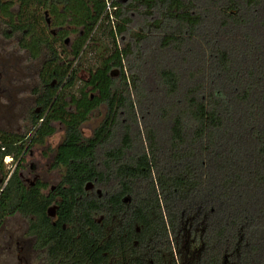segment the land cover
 I'll use <instances>...</instances> for the list:
<instances>
[{
    "label": "trees",
    "instance_id": "trees-1",
    "mask_svg": "<svg viewBox=\"0 0 264 264\" xmlns=\"http://www.w3.org/2000/svg\"><path fill=\"white\" fill-rule=\"evenodd\" d=\"M0 22L26 31L32 58L47 47L49 74L65 82L36 142L63 123L61 208L72 223L104 216L94 235L104 264L122 254L132 264H264V0H0ZM18 141L0 134V158L31 148ZM95 179L101 199L84 192ZM2 187L0 220L21 212L48 224L19 171Z\"/></svg>",
    "mask_w": 264,
    "mask_h": 264
},
{
    "label": "flooded vegetation",
    "instance_id": "flooded-vegetation-1",
    "mask_svg": "<svg viewBox=\"0 0 264 264\" xmlns=\"http://www.w3.org/2000/svg\"><path fill=\"white\" fill-rule=\"evenodd\" d=\"M44 15L49 32L54 39H58L61 29L56 27V31L52 30L51 20L47 19L49 13L46 11ZM7 33H15L20 38L16 46H9L3 37L4 32L0 30V134L17 135L19 147L27 144L31 148L26 147L18 158H0V187L3 186V191L10 177L19 171V177L26 188L33 189L45 200L48 224L41 222L37 215L27 216L21 212L0 220V264H104L103 258L106 254L102 249L103 240L94 237L95 234H102L104 216L98 215L92 223H72L65 221L70 210L66 206L61 208L63 195L66 194L61 192V188L67 169L58 159L59 147L66 133L64 132L55 148L47 146V140L57 132L65 131L63 123L53 122L54 134L47 136L42 144L36 142L37 130L46 122L44 111L54 106L65 89V82L59 80L60 76L55 71L49 74L50 68L46 66L50 59L47 47L41 49L38 58H32V53L24 47L26 31L19 29ZM67 38L63 39V44L70 48L74 41L68 46ZM7 47L12 49L7 51ZM31 62H39L40 65L37 67ZM47 74L50 76L45 79L44 75ZM56 90L57 94L54 96ZM67 110L72 111L73 106L69 105ZM42 115L43 118L37 122ZM23 131V134L18 133ZM29 161L31 164L28 170ZM26 171L33 176V181L26 178ZM55 172H58L59 178L54 184L49 176ZM101 187L97 179L89 182L84 187L86 197L103 198L107 193ZM123 201L129 203L131 200L126 196ZM17 218H24V223H20ZM95 227L99 228L97 233L93 229ZM137 232H140L139 228ZM88 234L90 238H87ZM175 259L181 264L179 256ZM133 260L131 256L122 254L112 258L110 264H132ZM149 264H152L151 260Z\"/></svg>",
    "mask_w": 264,
    "mask_h": 264
},
{
    "label": "rangeland",
    "instance_id": "rangeland-1",
    "mask_svg": "<svg viewBox=\"0 0 264 264\" xmlns=\"http://www.w3.org/2000/svg\"><path fill=\"white\" fill-rule=\"evenodd\" d=\"M123 2L125 3H128L129 0H123ZM17 9V7L15 8V10ZM50 19L51 20V23H52V30L56 31V27L53 26V21H52V18L49 16L47 17V19ZM137 24V23H136ZM137 26L135 25L134 28H136ZM0 30L2 32H4L3 34V37L5 38V40L7 41L8 45L11 46V45H14L16 46V43L18 41V39L20 38V35L16 36L15 33H11V34H8L7 31H10L12 30L11 27L9 26H6L5 24H3L2 22H0ZM76 37V34H71L70 36H68V40H69V43H68V46H70L72 44V42L74 41ZM101 46L99 47V53L102 52V50H100ZM12 49V47H7V51H10ZM98 51H94V52H91L89 55H86V57L84 58V62H83V69L81 70L80 72V77L83 79V80H86L88 78V69L91 67V65H94L95 63V58L98 56ZM94 53V54H93ZM42 61V60H41ZM31 64L39 67L40 63L39 62H31ZM120 77V73H116L115 74V78H119ZM77 87H79V85H77ZM74 92V90H73ZM70 93V91H69ZM104 115H105V108L104 107H101L100 109L96 110L89 118V120L83 125V128H82V131H83V134L85 135V137H90L94 130L101 124L103 118H104ZM27 131V130H26ZM64 130H63V133H59L57 132L54 136H52L51 138H49L47 141V146H53L52 148H55L58 143L60 142V139L63 138L64 136ZM19 134H23V132H18ZM36 149L34 148L33 151H35ZM31 164V161L28 162L27 164V167H28V170H29V165ZM48 166H46L45 170H47ZM58 172H55L54 175L52 176H49L50 179H51V183H57L58 182ZM26 178H28L31 181L34 180L33 176L30 175L28 173V171H26ZM103 191H105V188L101 187ZM105 193V192H104ZM106 194V193H105ZM18 219V218H17ZM18 221H20V223H24V218H19Z\"/></svg>",
    "mask_w": 264,
    "mask_h": 264
},
{
    "label": "built area",
    "instance_id": "built-area-1",
    "mask_svg": "<svg viewBox=\"0 0 264 264\" xmlns=\"http://www.w3.org/2000/svg\"><path fill=\"white\" fill-rule=\"evenodd\" d=\"M108 10H110V5H109V7H108Z\"/></svg>",
    "mask_w": 264,
    "mask_h": 264
}]
</instances>
